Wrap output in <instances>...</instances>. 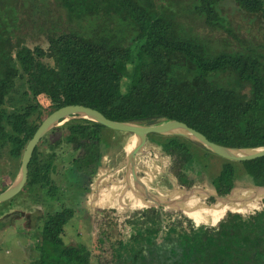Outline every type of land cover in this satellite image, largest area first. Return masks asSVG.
I'll return each mask as SVG.
<instances>
[{
    "label": "trees",
    "instance_id": "16d2710c",
    "mask_svg": "<svg viewBox=\"0 0 264 264\" xmlns=\"http://www.w3.org/2000/svg\"><path fill=\"white\" fill-rule=\"evenodd\" d=\"M186 2H191L188 13L182 11ZM23 3L49 28L52 63L31 75L27 71L35 54L16 43ZM196 16L210 32L192 24ZM221 19L213 0H0V152L16 159L18 169L42 119L69 103L142 124L178 119L220 144L264 146V43L227 48V36L211 33L223 27ZM55 83L61 101L47 111L37 95L50 92ZM104 128L94 120L72 118L48 130L32 151L22 190L46 196L57 192L52 176L66 165L62 148L70 143L84 147L80 167L96 162ZM150 138L171 155L182 182L195 166L207 172L212 155L222 157L179 134ZM222 158L211 176L221 193L243 174L264 184V155ZM8 209H0V216ZM70 216V208L38 213L31 230L37 255L28 264H87L86 257L63 244L61 233Z\"/></svg>",
    "mask_w": 264,
    "mask_h": 264
},
{
    "label": "flooded vegetation",
    "instance_id": "af4514ba",
    "mask_svg": "<svg viewBox=\"0 0 264 264\" xmlns=\"http://www.w3.org/2000/svg\"><path fill=\"white\" fill-rule=\"evenodd\" d=\"M103 142L104 148L102 147V143H99L101 154L98 160L87 164L82 163V167H80L78 163L83 160L86 152L83 146L70 143V145L62 148V155H64L63 160L66 165L62 173H55L52 176L55 181L54 183L58 185L59 188L57 192H51L48 196V198H51L52 202L49 203L50 206L48 209L50 211H55L62 210L63 208H70L71 216L63 225L61 238L64 246L72 250H77V256L82 259L86 257L87 264H91L92 255L97 257L98 264H145L146 262L143 261L146 251L151 250V248L153 249V246H155L154 252L158 248L156 246L158 243L155 245V242L152 243L151 239H143V236H141V229L146 230V228H144L145 225L147 226L146 222L155 224L160 221H168L170 224H180L179 220L182 219L180 213L184 214L185 212L183 213V211L186 210L174 206L172 207L174 211L170 212L165 209L167 208L165 205H161L160 207L148 205L137 194H135V197L138 201L135 200L134 197L131 201L128 200L129 205L126 207L123 206L121 202L119 203L118 199L120 200V198L118 189L121 187H123V193L127 192L124 199L130 198L131 192L129 190L127 191L125 188L126 182L128 181L125 175L126 172L124 173V168L122 171L119 170L123 165L117 167L120 161L114 167H110L104 172H97L108 147V142ZM196 170V173H194V175L197 176L196 179H199V181L207 179L213 184L212 177H208L207 175L208 171L206 172L199 168ZM118 171L122 172L120 185L117 176L114 177V179L112 178L115 176V172ZM203 174L207 177L205 178ZM182 179L183 176L179 177L177 172L176 174L174 173V177L171 179L169 186H167V190L171 192L172 185H180ZM191 179L194 178L191 177ZM142 180L147 184L144 178H142ZM103 182L104 186L107 188H102ZM202 182L204 183V181ZM200 186L203 187V185ZM149 188L152 192L158 194L154 188L150 186ZM216 190L221 194L217 188ZM247 191H250V189L248 188ZM254 193L259 197V202L253 203L248 212L242 210L239 213L236 212L235 214H231L227 208V211L216 220V231L212 229L215 224H211L208 218L203 219L204 221H198L200 222L198 225L202 231L197 232V235H195L193 239H201L200 242L196 243V248L200 252L204 251L201 258L205 262L208 263V261L211 260L210 256H213V251L215 250L213 249L214 244L212 243V239H219L220 233H223L225 236L224 238L239 239L240 244L235 246L234 249H227V251L224 252H219L217 250L215 255L216 261L219 264H264V195L256 192ZM162 196H165V194H162ZM199 196L200 195L195 196V198ZM250 196L251 193L244 196V200L241 201V203H243L240 204V206L244 205V208H248L249 204L246 205L244 203L248 201ZM204 197V205L208 207L215 201V197L212 194L205 195ZM102 201L104 202L103 205H101ZM35 205L36 208H39L38 213L45 209L43 203H37ZM97 208L99 210H95ZM179 210H181V212ZM82 211H84V213H82ZM161 211L163 213L162 216ZM188 212L194 213V211ZM109 213H113V215ZM120 214L121 216L125 215L124 222L127 223L129 228L127 231H122V235L128 236V239H123V236H116L112 239V228L116 225V221H118L116 217ZM185 214L188 215L187 213ZM185 214L183 218H185ZM243 215H245V217H243ZM188 216L194 222L196 221L193 215ZM202 217L203 216L198 215L197 219H202ZM237 218H240L239 223L236 221ZM66 223H69L67 226H70L72 229L65 231L67 227L65 226ZM135 225H138V227L136 228V234L133 235L132 228ZM90 227L95 233V239L85 240L82 238L84 234L81 230L89 229ZM157 227H159V224ZM73 231L77 239L67 238L72 235L71 232ZM63 236H66L67 239H63ZM193 260L197 261L198 257ZM196 264L199 263L197 262Z\"/></svg>",
    "mask_w": 264,
    "mask_h": 264
},
{
    "label": "rangeland",
    "instance_id": "374dc122",
    "mask_svg": "<svg viewBox=\"0 0 264 264\" xmlns=\"http://www.w3.org/2000/svg\"><path fill=\"white\" fill-rule=\"evenodd\" d=\"M213 1L219 4V14L222 17L221 20L223 27H221L220 30L211 32L212 36H227V48L232 46L239 48L240 45L246 44L247 42L264 43V0ZM183 4L187 6H182V11L184 13H188L189 9L191 8V2L190 4H188L187 2ZM197 18L198 19L192 18V24L197 26V28L200 29V31L202 32H210L208 31V26L203 24L202 18ZM48 30L49 28L45 26V23L42 24V20L38 15H35L33 17L31 15L30 10H28L25 4L21 7L19 15V24L17 25V48H20L22 46H29L32 48L33 53L35 54V61L31 64L30 68L28 69V75L40 71L46 68L48 63H52V60L49 58L47 49L46 33ZM216 43L219 44L218 41H216ZM54 86L55 88L50 92L40 93L37 95V99L47 111H50L53 108L57 107L61 101V96L58 92L56 83L54 84ZM57 134L58 132H54L49 136L54 137ZM102 136L103 140L108 142V147L107 151L104 153L103 160L101 161L100 168H98L97 172H104L110 167H114L119 161H121L122 157L128 151L129 146L134 142L133 134L127 131L104 128L102 130ZM102 147L104 148V142H102ZM221 161H223L222 157L212 155L208 166V177H211L217 172L218 168L220 167ZM136 164L138 174L142 178H144L147 184L150 187L154 188V190L157 191L159 195L165 194V196L169 198H175L181 195V190L179 188H177L171 193L169 192V190H167V186L169 185L164 184V181H171V179L174 177V173L176 174L177 164L172 160L171 155L166 154L162 151L161 147L154 142V139H148L145 149L140 152L137 156ZM198 168L199 167L195 166L194 169H192V172L190 173L196 172V169ZM119 170L122 171L123 167L119 168ZM121 171L115 172V176L112 177L114 179V177L117 176L119 185L122 177ZM16 172V159L10 158L5 151H1L0 188H2L3 186H8L12 181L13 177L15 176ZM244 177V175L240 176V178ZM201 182L202 181H198L195 179H188L186 182L180 183V185H182V188L191 186L194 187L197 185H205V187L209 186L208 183L205 182L202 184ZM102 186V188H107L106 186H104V182L102 183ZM131 186L134 185L131 182L127 181L126 188L129 189V191L135 195L134 188ZM243 187L246 188L245 185H243L242 187L237 186L236 188L238 189H236V191L231 192V194L229 195V198L231 197V199L229 200L230 203L234 201L233 199L236 198L235 194L241 193L242 191L245 192L243 190L245 188ZM25 190H20L18 193L12 196L13 198L11 200H9V198L0 202V209L9 208L8 212L5 215L0 216V264H27L28 256L34 257L35 255H37V249L33 247V244L36 242V235L33 236L31 234L33 226H35V224L37 223L36 215L38 214L39 210V208H36L35 204L44 203L45 210H49V203L52 202L51 198H48L49 195L46 196V194L44 193L43 195L36 194L37 192H28ZM122 190L123 187L118 189L119 195L120 193H123ZM193 195H195V193ZM197 195L200 196L198 198L192 196L190 198H187L186 201H184V203L188 204V210L190 207L189 203L195 204L191 205L192 207H195L197 204L200 203H205V192L199 191ZM240 200L238 198V202L236 203L241 204ZM120 202L125 207L129 205L128 199L119 200V203ZM103 204L104 202L102 201L101 205ZM215 204L228 205L226 202L218 201L217 199L215 200ZM244 204L247 205L249 203L247 201ZM231 205H233V203H231ZM165 207H167L165 209L170 212L174 211L172 209V207L174 206L165 205ZM243 207L244 205L240 206V208L242 209ZM95 210L99 209L97 208ZM19 211H21L22 214H20ZM179 211L181 212V210ZM186 211H183V213L185 212L190 215V213ZM184 214L180 213L182 219L179 220V223L182 224L185 222L187 224L186 227H189V224H194V221L191 220L188 215L185 214L186 219L183 218ZM192 214L196 215L197 213ZM203 219H205V217H202V219L197 220ZM33 222L34 224H32V226L31 223ZM120 223L121 222L119 220L116 221V225ZM67 224L69 223H66L65 226H67ZM126 224H123L120 228H123L122 230H124L126 228ZM215 226H217L216 223ZM68 229L72 228L70 226H67L65 228V231H67Z\"/></svg>",
    "mask_w": 264,
    "mask_h": 264
},
{
    "label": "water",
    "instance_id": "95a60500",
    "mask_svg": "<svg viewBox=\"0 0 264 264\" xmlns=\"http://www.w3.org/2000/svg\"><path fill=\"white\" fill-rule=\"evenodd\" d=\"M72 118H87L90 120L97 121L102 125L121 131H127L133 134L134 142L132 147L128 149L121 161L118 163V166H122L126 172V178L129 182L134 185V192L138 196L140 195L143 201H147L148 205H154L160 207L161 205H171L178 206L177 203H184L187 198H190L191 194H198L199 191L205 192L206 195H214L215 200L233 203V206L240 207V204H237L235 201L230 203V199L227 198L232 191H236L237 186L242 187L243 185L250 190L256 191L261 194H264V184H256L249 176L244 174V178H236L233 180L231 188L225 193H218L214 184L209 182L207 179H203L204 183H208L209 186L205 185L200 186H191L184 187L182 185H175L171 187V192L179 188L181 195L176 198H169L152 192L149 186L142 180L137 172L136 159L140 152L145 149L149 135L153 133L160 134H179L187 138L196 140L212 152L232 160H247L255 157L264 155V146L260 147H237L229 146L225 144H220L214 142L207 138V136L201 131L193 128L188 125L186 122L178 119H168L165 121H160L151 124H142L137 121H127V120H116L107 117L100 110L80 104V103H69L61 105L52 111H50L40 122L32 136L28 139L23 152L20 158V164L17 169L15 176L8 186L0 191V202L11 198L20 190L27 180V171H28V162L32 155V151L35 145L38 143L40 138L51 128L56 125L62 124L63 122L72 119ZM193 174L194 173H190ZM190 174H188V179H191ZM206 178L207 176L203 174ZM195 179V178H194ZM199 181V179H196ZM203 184V182H201ZM243 183V184H242ZM139 194H138V193ZM139 196V197H140Z\"/></svg>",
    "mask_w": 264,
    "mask_h": 264
},
{
    "label": "crops",
    "instance_id": "0c3cea01",
    "mask_svg": "<svg viewBox=\"0 0 264 264\" xmlns=\"http://www.w3.org/2000/svg\"><path fill=\"white\" fill-rule=\"evenodd\" d=\"M194 173H196V172H194ZM243 175H241V176H243ZM187 177H188V175H187ZM195 180H196V178H195ZM125 188H126V186H125ZM243 188H245V187H243ZM247 189L246 188L243 189L245 192L242 191L241 193L235 194L237 199L235 198L233 200L238 201V198H239V200L241 199L240 201H242V200H244V196H247L251 193V196L248 199V203H249L248 208L243 207L244 209H242L240 207H235L231 204L216 205L217 203L215 204V201H214V202H212V204L209 207L204 205L203 203L197 204L195 207L194 206L192 207L191 205H195V204L189 203L190 204V207H189L190 210H187V209H184V210H187L186 212L194 211V213H197L199 216L209 218V220L211 221V224L212 223L215 224L216 220L227 211V208L229 209V212L231 214L232 213L235 214L236 212L239 213L242 210L248 212V210L250 209V207L252 206L253 203L259 202V200H258L259 197L256 196L254 193L256 191L250 190L251 191L250 192V191H247ZM126 190L128 191L129 189L126 188ZM256 193H258V192H256ZM125 194H127V192L121 193L119 195L120 200L124 199ZM261 195H264V194H261ZM195 196H198V195H195ZM232 196H234V195H232ZM134 197H135V195L133 193H130V198H127V199L131 201L132 198H134ZM255 197H257V198H255ZM134 199L137 200L136 197ZM118 202H119V199H118ZM82 213H84V211H82ZM197 214L194 215V214L190 213V215L194 216V219L196 218V221L194 222V224H189L188 225L189 227H186L187 224L185 222L182 224H175L174 223L175 225L170 224L168 221H160L159 223L157 222L155 224L151 223V222H146L147 226L146 225L144 226V228H146V230L141 229V231H142L141 236H143V239H151V242L152 243L155 242V245L158 243L156 245L158 248L155 252L153 251L155 246H153V249L151 248L152 251L147 250L143 262H146L147 264H196L197 262L199 264H219L216 261V255H215L217 250L219 252H224V251H227V249H234L235 246H238L240 244L239 239L224 238L225 236L223 235V233L218 232V233H220V238L219 239H212V243L214 244L213 249H215L213 251V256L212 255L210 256L211 260L208 261V263L205 262L201 258L204 251L200 252L196 248V243L200 242L201 239H193V237L195 235H197V232L202 231V229L198 225V224H200V222H198L199 220H197V216H198ZM110 215H113V213ZM162 215H163V213L161 211V216ZM243 217H245V215H243ZM116 218H118V220L121 223L117 224L116 226H113V228H112V239H114L116 236L122 237L123 236L122 231H127L129 229L128 225L126 223H123L125 215L121 216V214H120ZM236 221L239 223L240 218L239 219L237 218ZM32 224H34V222L31 223V225ZM123 224L124 225L126 224V228L124 230H122L123 228L122 229L120 228ZM156 224L157 225L159 224V227H157ZM137 227H138V225H135L132 228L133 229L132 232L134 233L133 235L136 234V232H137L136 228ZM212 229H214V231H216L217 226H214ZM81 231L84 234V236L82 237L83 239H95V233L92 231L91 227L89 229L87 228L85 230L82 229ZM139 231H140V229H139ZM71 233H72V235L70 237L68 236L67 238L77 239L75 232L73 231ZM66 236H63V239L64 238L67 239ZM144 236H146V237H144ZM122 238L128 239V236H123ZM197 257H198V260L194 261L193 259H195ZM31 258L32 257L28 256V262ZM28 262H27V264H28ZM97 262H98L97 257L92 255L91 264H98Z\"/></svg>",
    "mask_w": 264,
    "mask_h": 264
},
{
    "label": "bare ground",
    "instance_id": "6f19581e",
    "mask_svg": "<svg viewBox=\"0 0 264 264\" xmlns=\"http://www.w3.org/2000/svg\"><path fill=\"white\" fill-rule=\"evenodd\" d=\"M133 144V143H132ZM132 144L129 146V148H131L132 147ZM131 187H133L134 188V186H131ZM135 191V190H134ZM138 193V192H137ZM260 193H263V192H260L259 191V194ZM139 194V193H138ZM140 196V195H139ZM191 197L192 196H194L193 194H191L190 195ZM140 198H141V196H140ZM227 198H229V197H227ZM142 199V198H141ZM229 199H231V197L229 198ZM235 201V200H234ZM145 203H147V201H144ZM143 202V203H144ZM235 202H238V201H235ZM187 203H177L176 205H178V206H176L177 208H184V209H187L188 208V204L186 205ZM188 210V209H187Z\"/></svg>",
    "mask_w": 264,
    "mask_h": 264
}]
</instances>
